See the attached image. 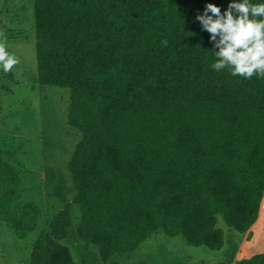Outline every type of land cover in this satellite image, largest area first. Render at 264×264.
<instances>
[{
    "label": "trees",
    "instance_id": "obj_1",
    "mask_svg": "<svg viewBox=\"0 0 264 264\" xmlns=\"http://www.w3.org/2000/svg\"><path fill=\"white\" fill-rule=\"evenodd\" d=\"M231 2L33 0L37 83L69 90L67 125L81 139L68 163L75 196L30 264H75L60 245L73 205L78 239L107 258L158 232L218 250L217 216L250 229L264 195V78L214 70L218 49L196 20ZM18 193L0 159V218L22 239L39 211L18 209ZM234 264H264V253Z\"/></svg>",
    "mask_w": 264,
    "mask_h": 264
},
{
    "label": "rangeland",
    "instance_id": "obj_2",
    "mask_svg": "<svg viewBox=\"0 0 264 264\" xmlns=\"http://www.w3.org/2000/svg\"><path fill=\"white\" fill-rule=\"evenodd\" d=\"M0 41L19 60L11 72L0 67V159L17 174V208L30 205L39 211L35 228L22 239L0 218V264H30L34 242L48 233L62 206L75 196L68 163L81 135L67 125L69 90L37 83L33 0H0ZM71 218L72 229L60 245L75 264H234L264 253V203L244 233L215 218L212 244H220L218 250L189 246L180 236L158 232L134 252L107 258L97 246L78 239L76 205Z\"/></svg>",
    "mask_w": 264,
    "mask_h": 264
},
{
    "label": "clouds",
    "instance_id": "obj_3",
    "mask_svg": "<svg viewBox=\"0 0 264 264\" xmlns=\"http://www.w3.org/2000/svg\"><path fill=\"white\" fill-rule=\"evenodd\" d=\"M196 20L210 33V40L218 49L217 61L211 65L214 70L228 68L233 76L264 78V3L233 0L223 14L218 6L209 3ZM18 63V58L7 51L6 41H0L3 71L11 72Z\"/></svg>",
    "mask_w": 264,
    "mask_h": 264
},
{
    "label": "crops",
    "instance_id": "obj_4",
    "mask_svg": "<svg viewBox=\"0 0 264 264\" xmlns=\"http://www.w3.org/2000/svg\"><path fill=\"white\" fill-rule=\"evenodd\" d=\"M264 203V195H263V198L261 200V205Z\"/></svg>",
    "mask_w": 264,
    "mask_h": 264
}]
</instances>
